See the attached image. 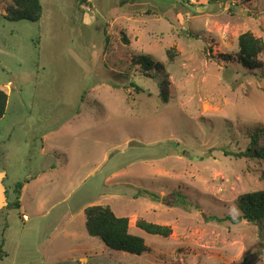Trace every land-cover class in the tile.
Returning a JSON list of instances; mask_svg holds the SVG:
<instances>
[{"label": "rangeland", "instance_id": "1", "mask_svg": "<svg viewBox=\"0 0 264 264\" xmlns=\"http://www.w3.org/2000/svg\"><path fill=\"white\" fill-rule=\"evenodd\" d=\"M41 3L39 21H12L0 0V264H67L87 241L94 254L72 264H264V230L225 220L264 190V158L236 155L256 133L264 150V53L250 68L238 45L264 40V0ZM95 204L127 216L149 251L90 236Z\"/></svg>", "mask_w": 264, "mask_h": 264}, {"label": "trees", "instance_id": "2", "mask_svg": "<svg viewBox=\"0 0 264 264\" xmlns=\"http://www.w3.org/2000/svg\"><path fill=\"white\" fill-rule=\"evenodd\" d=\"M11 6L6 10V14H2L8 20H29L39 21L43 13V5L41 0H10ZM126 40V39H125ZM127 42V40H126ZM240 60L250 68H257L262 65L260 56L264 53V40L254 36L251 32L242 33L238 40ZM137 62L145 70L151 69L152 66H162L159 62L153 60L148 55H141ZM132 85L138 91H144L143 88L135 83ZM163 100H168V92L164 88L161 90ZM9 94L5 89L0 87V120L5 116L7 111ZM260 134L256 133L252 136L251 145L243 152L236 154L239 157L254 156L264 158V150L260 147L258 138ZM27 181V180H26ZM23 183H18L16 192H21ZM19 205V199L15 202ZM238 208L241 212L234 217L227 215L225 220H231L233 224H238L243 220L259 226L260 230H264V190H256L246 192L239 196ZM86 229L90 236L97 237L102 240L108 247L125 251L132 254H142L149 251L145 239L140 235L130 232L129 218L117 216L109 205H89L85 208ZM221 220V219H220ZM138 228L147 233L167 237L172 233V229L168 225H161L144 219L138 220Z\"/></svg>", "mask_w": 264, "mask_h": 264}, {"label": "crops", "instance_id": "3", "mask_svg": "<svg viewBox=\"0 0 264 264\" xmlns=\"http://www.w3.org/2000/svg\"><path fill=\"white\" fill-rule=\"evenodd\" d=\"M8 93H10V92H8ZM8 102H9V100H8ZM44 177H45V173H43L41 175L38 174V175L34 176L33 178H31V180L30 179H26L27 180L26 182H28L29 184H32L33 182L38 181V180H40V179H42ZM50 181H52V180H50ZM84 211H85V209H84ZM24 215H26L28 217L27 214H23V216ZM28 219H29V217H28ZM71 251H72V253H71L72 256L71 255L67 256V258L69 259L67 261V264L75 263L76 260L82 261L81 258L82 259L85 258V262H86L89 259L88 253L89 252L90 253L93 252V254H94L93 243H90L89 241H87L84 244H81V245H78L76 247L71 248Z\"/></svg>", "mask_w": 264, "mask_h": 264}, {"label": "built area", "instance_id": "4", "mask_svg": "<svg viewBox=\"0 0 264 264\" xmlns=\"http://www.w3.org/2000/svg\"><path fill=\"white\" fill-rule=\"evenodd\" d=\"M23 219H24V220H27V219H28V217H27L26 215H24V216H23Z\"/></svg>", "mask_w": 264, "mask_h": 264}]
</instances>
